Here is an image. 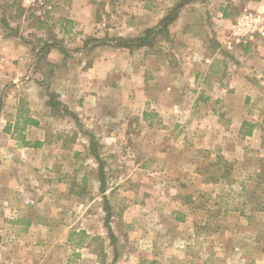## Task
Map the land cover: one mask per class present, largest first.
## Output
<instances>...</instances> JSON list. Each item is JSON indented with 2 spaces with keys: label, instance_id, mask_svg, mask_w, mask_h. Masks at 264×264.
Segmentation results:
<instances>
[{
  "label": "rangeland",
  "instance_id": "1",
  "mask_svg": "<svg viewBox=\"0 0 264 264\" xmlns=\"http://www.w3.org/2000/svg\"><path fill=\"white\" fill-rule=\"evenodd\" d=\"M213 1L218 7L224 4ZM226 1L231 15L226 39L244 48L250 43H237L231 26L246 8L240 0ZM14 2L11 6V0H0L2 23L14 22L19 31L24 28L32 45L42 49L44 38L52 36L48 29L57 16L53 15L52 2ZM21 2H26L28 10ZM199 27L202 37L196 47L202 51L211 39ZM166 34H152L150 48L121 47L118 73L104 76V83L117 82L116 91L106 84H100L101 91H88L86 84L78 93L99 95L97 101L101 102L97 110L90 114L91 107L80 120L85 132L95 135L89 138L84 132L88 152L95 147L100 151L105 191L100 190L99 163L94 156L83 158L85 164H69L63 172L68 186L52 189L50 175L45 176L40 168L32 171L34 185L28 194L36 202L30 204L43 216L47 206L59 210L66 226L63 235L50 236L52 241L57 237L53 247L52 241L38 243L28 252L35 256V264H43L47 252L63 258L65 264H264V100H259L264 91L250 84L240 92L242 105L238 106V98L231 100L236 103L231 107L219 102L216 109L220 114H213L214 107L208 103L201 108L161 106L174 98L159 99L165 78L161 66L164 60L179 65L175 53L186 45ZM110 38L85 37L86 50ZM212 51L211 44L206 52ZM90 58L91 54L88 62ZM185 65L182 68L187 71ZM62 72L58 71L59 77ZM196 72L199 76L183 75L185 84L181 86L188 91L181 89L179 93L187 98L202 95L221 99L222 92L208 89L212 77L203 74L202 66ZM110 100H116L118 107L110 109L105 103ZM127 102L134 106H127ZM222 133L224 143L219 136L204 141L210 134ZM205 176L214 181L204 182ZM52 193L68 198L52 202ZM105 197L111 205L115 242L104 224ZM189 211L193 215L182 218L190 216ZM50 222L53 225L58 220ZM84 226L91 235L84 233Z\"/></svg>",
  "mask_w": 264,
  "mask_h": 264
},
{
  "label": "crops",
  "instance_id": "2",
  "mask_svg": "<svg viewBox=\"0 0 264 264\" xmlns=\"http://www.w3.org/2000/svg\"><path fill=\"white\" fill-rule=\"evenodd\" d=\"M14 1L11 0V6L15 5ZM50 1L53 15L57 16L48 29L52 36L44 38L46 46L42 49L32 45L28 32H23L24 28L15 30L14 22L2 23L0 19V264H33V261L35 264V256L28 252L36 244L49 243L54 235L65 233L64 214L59 210H49L47 206L43 216L38 208L30 204L36 202L28 194L34 185L32 171L40 168L45 176L50 175L52 189L68 186L63 172L67 171L69 164H85L83 158L93 156L91 150H87L85 133L89 138L95 135L85 132L80 117L91 107L92 114L101 105L97 101L99 95L78 93L84 91L83 85L86 84L88 91H101L105 84L116 91L117 82L111 80L104 83V76L118 73L120 49L124 48L117 45V39L143 36L147 30L159 26L183 0ZM109 1L112 2L110 6ZM221 1L224 4L220 7L213 0L188 1L168 26L166 35L171 40H183L186 45L175 53L179 65L164 60L161 66L165 78L161 89L163 94L159 99L162 100L161 96L167 99L174 97L168 102H161V106L201 108L208 103L214 107L213 114H220L216 109L218 103L231 107L236 105L231 100L238 98V106H241L240 92L247 90L250 84L264 91V38L259 37L244 48L228 42L230 9L226 0ZM240 1L245 8L264 13V0ZM20 5L28 10L25 9L26 2ZM200 12L205 16H199L202 15ZM199 25L211 39L208 46L213 45L212 53L207 54L208 46L202 47V51L196 47L202 37ZM88 36L111 38L104 43L97 42L99 45L86 50L84 38ZM73 47L76 49H71ZM140 48H150V45ZM90 54L93 59L88 62ZM185 64L187 71L183 70ZM200 66L205 71L203 74L212 77L208 89L222 92L221 99L214 96L203 98L202 95L187 98L179 93L181 89L187 90L181 86L185 84L183 75L193 73L195 77L199 76L196 71ZM61 70L62 77H59L58 71ZM215 76L219 78L215 79ZM262 96L259 100H264V94ZM105 103L110 109L118 107L116 100ZM127 106L134 105L127 102ZM113 112L116 113L117 109ZM224 134H214V137L210 134L204 141L216 140L219 136L220 142L224 143ZM203 181L214 180L205 176ZM52 198V202H61L68 197H55L52 193ZM189 215H182V218L191 217L193 211H189ZM174 218L178 220L179 216L174 215ZM51 219L58 222L52 225ZM82 229L84 233L92 234L86 226ZM56 239L51 242L52 247L58 243ZM41 263L65 264L66 261L47 252Z\"/></svg>",
  "mask_w": 264,
  "mask_h": 264
},
{
  "label": "trees",
  "instance_id": "3",
  "mask_svg": "<svg viewBox=\"0 0 264 264\" xmlns=\"http://www.w3.org/2000/svg\"><path fill=\"white\" fill-rule=\"evenodd\" d=\"M188 1L191 0H183L180 3H178L172 10L171 12L161 21L160 25L149 29L145 32V34L143 36L140 37H132V38H119L117 40V45L120 47H126V48H134V47H141L143 45H151L150 42V37L152 36V34H157L160 33L161 31H166L168 29V26L174 21V19L178 16V13L181 9V7ZM91 153L92 155L97 159L98 163H99V172H100V190L102 192L105 191L106 189V185H105V178L103 175V162L101 159V156L97 150V147H95L94 149L91 148ZM226 176L225 174L222 175L221 177ZM210 179H214V178H210ZM104 209L106 211V217H105V226L108 229V233L110 238L112 239V241L116 240L113 230H112V226L110 224V220H111V214H112V210H111V205L109 200L105 197L104 198ZM115 260V258H114ZM114 264V263H112Z\"/></svg>",
  "mask_w": 264,
  "mask_h": 264
},
{
  "label": "built area",
  "instance_id": "4",
  "mask_svg": "<svg viewBox=\"0 0 264 264\" xmlns=\"http://www.w3.org/2000/svg\"><path fill=\"white\" fill-rule=\"evenodd\" d=\"M33 4L39 0H30ZM231 34L239 44L255 42L259 37L264 38V16L253 9L246 8L232 23Z\"/></svg>",
  "mask_w": 264,
  "mask_h": 264
}]
</instances>
